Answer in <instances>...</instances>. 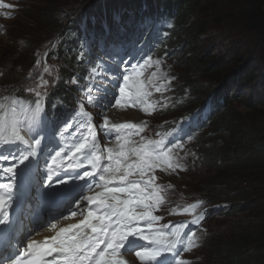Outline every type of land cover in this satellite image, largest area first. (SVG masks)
Wrapping results in <instances>:
<instances>
[{"label":"rangeland","instance_id":"374dc122","mask_svg":"<svg viewBox=\"0 0 264 264\" xmlns=\"http://www.w3.org/2000/svg\"><path fill=\"white\" fill-rule=\"evenodd\" d=\"M6 1L7 4L14 3V0ZM27 1L36 5L41 4V7L42 5H45V7L51 6L48 0H44L45 3L37 0H21L22 8L18 14L11 18H0V85L3 87H0V111L2 109L8 110V103L11 100L13 102V105H11L12 115L14 114L13 111L26 108V106L19 102L18 97L11 95L13 91H9L8 87L11 85L17 86L22 82L27 85L39 86L40 91L43 92L47 87L55 86L58 83V75L61 73V62L68 60V58H65L66 54L64 51L62 52L68 45V42L63 39L65 29L68 28L70 21L77 19L79 13L85 9H91L103 0H58L60 1L59 7L56 8L57 10L59 9L58 15L57 18L53 19H56L57 22L58 20L62 21V24H58L61 25V30L58 32L53 30L47 32L36 27L35 29L38 32H42V34L38 40L32 42L31 33L26 29L27 25H31V17L26 14L24 8ZM135 3L139 4V1ZM8 11L13 12L12 9ZM144 13L149 18L160 19L157 15L149 14L148 10ZM164 19H166L164 23H172L169 18ZM192 20L195 21L197 19L193 18ZM126 25L127 21L122 24V29ZM172 25L174 29H178L176 24L172 23ZM188 25L185 26L187 27ZM81 26L85 28L82 22ZM70 27L76 33L77 25L71 23ZM207 29V33L200 36L201 46L183 47L179 51L180 56L173 57L176 62L175 69L180 78L176 72L173 71L172 73L170 71L171 76H174L172 84L178 90L184 89L187 84L199 85L204 90L203 96L205 97L206 95L210 96L213 87L219 90L220 93L226 94L225 90L223 91L221 88L224 85L230 86L233 83L238 87L236 92L239 95L238 97L243 96L253 100L258 97H264V65L259 59L260 55L264 56V37L258 35V32L242 31L239 27L231 29L229 25L216 26L209 23ZM93 38V35H88L86 37L87 42L91 43ZM231 38L233 41H230ZM31 43L34 45H31ZM80 46L82 47L83 45L81 44ZM167 46L169 49L168 55L172 57L173 44L169 42ZM30 47H33L32 54L26 50ZM213 48L218 55L217 60L212 63L211 60L204 61L208 51L213 50ZM242 53L245 54L241 55ZM193 54L197 56L201 54V62L190 61L189 58ZM30 56H33V61H29ZM235 56H241L244 59V63L239 68H231L230 58ZM206 64L210 66L209 73H212V70L222 65L227 68L228 71L219 84L199 71L198 68ZM252 71H254L256 80L248 85L245 81V75L252 73ZM5 76L8 79L4 78ZM140 85L143 86L142 84ZM149 87L147 86V88ZM55 90L59 89L55 88ZM160 93L161 91L155 92L153 89L150 91L147 89L146 93H139L140 103L134 106L137 109L135 110L137 115L141 116V111L139 110L144 108L141 106L143 102L151 101L152 96H159ZM176 93L174 92L173 96L168 95L171 98L170 102H173L172 105L169 102V107L172 110L170 112L159 111V116L156 118L157 121L182 115V107L185 104L181 105L178 100L184 99V96L178 95L176 100ZM230 94L227 100H231V106H234L244 117L243 130L249 129L253 126V123H251V113L253 111L243 102L233 100L232 93ZM253 94H255L254 97ZM195 99L188 100L192 102ZM131 113L135 112L132 111ZM190 117L194 123H199L197 114H191ZM206 117L207 112H204L203 118L206 119ZM195 119H197L196 122ZM195 127L197 126L195 125ZM237 129L241 130V128ZM228 132L226 130L216 132L212 119L209 126L203 124L201 128H198L194 138L189 140L186 145L183 144L180 147L176 143L177 147L175 150L179 156L178 162L173 165V169H177L178 174L172 177H170V173L164 175V179L168 184V197H165L163 213L168 214L170 218L176 217L179 219L185 217L183 216L185 212L180 210L186 209L189 212L186 213L189 216L186 217L189 223L185 226L187 236H182L175 241L174 258L171 260L176 262L175 264H221L222 258L216 245L222 243L220 249L222 247L226 249L229 240L234 241L237 238L240 227L251 221L258 222L256 213L259 212V209H251L242 204L241 191L247 185L242 179L240 181L234 180L232 186L216 183L212 189H206L207 183L205 179L207 177L218 174L224 169H227L228 173L232 172V167L234 166L232 160L213 165L212 157L214 151L222 149L227 144V140L232 135ZM212 193L219 194L216 195V198H213ZM127 256L134 258L133 255ZM233 256L238 257V253L235 252Z\"/></svg>","mask_w":264,"mask_h":264},{"label":"trees","instance_id":"16d2710c","mask_svg":"<svg viewBox=\"0 0 264 264\" xmlns=\"http://www.w3.org/2000/svg\"><path fill=\"white\" fill-rule=\"evenodd\" d=\"M37 1L44 2V0ZM136 1H139V4L135 3ZM107 2L110 5L107 6L110 11L113 7L116 8L119 5L134 8L137 11L142 6L147 5L150 11L158 9L163 15L176 12L178 18L175 21L178 29L174 36L187 48L193 45H202L200 36L207 33L209 23L216 26L229 25L231 29L239 27L242 31L258 32V35L264 37V0H108ZM48 3L51 6L45 7V5H42L41 7V4L36 5L27 1L26 6H24L26 14L31 17V25H27L26 28L31 33V42L38 40L42 34V32L35 29L36 27L47 32L61 30V25L58 24H62V21L58 20L57 22L56 19H53L57 18L59 9L56 8L59 7L60 1L48 0ZM100 8L101 5L98 9L100 10ZM193 18L197 20L193 21ZM187 24L189 25L186 27ZM68 36L73 40L71 35L68 34ZM230 41H233V39L231 38ZM31 45L34 44L31 43ZM32 49L33 47H30L26 50L32 54ZM243 54L245 53L241 55ZM217 58L218 55L213 48V50L208 51L204 61L211 60L212 63ZM242 58L241 56L230 58L231 68H239L244 63ZM33 59V56H30L29 61H33ZM259 59L264 65V56L260 55ZM189 60L199 63L201 62V54L199 56L193 54ZM198 69L204 75L209 76L211 80L216 81L217 84L222 81L228 71L223 65L212 70V73H209L210 66L207 64L200 66ZM4 78L8 79L7 76ZM255 80L254 71L245 75L246 84L249 85ZM195 87L201 89L195 93L196 99L187 108H193L198 105L199 101L204 100L202 87L199 85ZM223 87H227L225 90L227 98L231 92L233 100L243 102L253 111L251 113L253 126L249 125L251 126L249 129L243 130L244 117L234 106H231V100L225 98L224 103L220 98L216 100L222 110L214 115V130L216 132L226 130L232 135L222 149L214 151L213 156L211 154L214 161L213 165L232 160L234 166L230 173L227 169H224L218 174L207 177L205 179L206 189H212L216 183L232 186L234 180L240 181L242 179L247 184L245 189L241 191L243 206L259 209V212L256 213L258 222L251 221L240 227L237 238L234 241L229 240L226 249L223 247L220 249L222 243L217 244L216 248L222 258L221 264H264V97H258L255 100L243 96L238 97L239 95L236 93L238 87L233 83L230 86L224 85ZM223 87L221 90L224 91ZM59 88L61 87H57V89ZM255 94H253V97ZM237 128H241V130L239 131ZM239 132L241 133L239 134ZM219 193H212L211 195L216 198ZM235 252L238 253V257L233 256Z\"/></svg>","mask_w":264,"mask_h":264},{"label":"snow or ice","instance_id":"6c2138e0","mask_svg":"<svg viewBox=\"0 0 264 264\" xmlns=\"http://www.w3.org/2000/svg\"><path fill=\"white\" fill-rule=\"evenodd\" d=\"M125 83L129 80V77L125 75L123 77ZM120 98L114 101V104L120 105L121 99H132L131 96L125 94V88H119ZM160 91V89H157ZM37 97L40 93L37 92ZM37 110L42 106V101L37 99L35 101ZM38 123V121H37ZM5 121L0 118V138H3L5 142H8V137L5 136L7 129ZM117 129L121 128H136L137 125L126 123L114 126ZM11 138L14 141H21L24 144H28L29 141L25 139L24 135L20 134L19 129L13 122L10 125ZM107 130V129H105ZM116 139H119L117 136ZM35 145H40V139H35ZM88 147L86 143H79L76 146L75 153L81 152V150ZM92 148H96L95 144L91 145ZM123 145L118 152V155L114 157L113 149H107L106 159L110 162L114 161V165L109 163L102 169L99 167L101 161V155H97L95 152L92 153L91 157L88 158L87 163L92 166V171H84V177H91L99 171L101 174L98 179L100 181L97 187L101 188L102 191L97 192L94 195H85L83 197L86 204L98 205L102 211L88 210L86 217L79 224H72L67 228L61 229L58 237H53V240L58 241L55 247H49L45 249L46 252H62L66 254L63 264H124L123 261L117 259L119 250L125 248V245H130L133 241L143 240L150 242L149 237L144 235V229L139 226L140 221H149L148 228L151 229V221L159 219L157 216L152 215L153 205L149 203V197L145 195V189L141 188L140 182H127L128 176L133 174V170H138L140 175H143L152 164L149 160L158 159V157H151L147 153L141 154L138 149H131L139 157L138 163H127V153L123 150ZM73 153V155H75ZM34 152H31L33 155ZM60 153H57L59 156ZM8 157H4L7 159ZM29 159V154L22 155L20 157V163L23 164ZM124 161L125 163H122ZM171 167V165H170ZM7 172L12 173L13 168L9 167L6 169ZM120 174L117 176V174ZM119 180L120 183H126V186H110L114 181ZM151 183V180L148 181ZM11 187L10 185L0 184V188ZM122 195L125 198H121ZM11 199V197H9ZM5 201L0 198V210L3 209ZM142 206L144 211L138 212L137 207ZM71 215L75 216L76 212L73 211ZM7 213L4 218L0 220V223L7 222ZM89 228L92 233L97 234L94 237H87L83 232L80 233L81 239H76L75 236H69L73 229ZM132 238L130 241L129 238ZM157 243L161 248L167 252H172L175 247V242H166L165 237L162 233L153 237V241ZM101 244L105 247L99 250ZM29 249H32V254L37 259H30L26 261V264H42V254L34 248L33 244L28 245ZM126 250H131L128 248ZM135 255L141 260L146 258L153 261L157 257L162 255V252L157 249L143 248V250L135 251ZM15 264H22L21 260L17 259Z\"/></svg>","mask_w":264,"mask_h":264},{"label":"bare ground","instance_id":"6f19581e","mask_svg":"<svg viewBox=\"0 0 264 264\" xmlns=\"http://www.w3.org/2000/svg\"><path fill=\"white\" fill-rule=\"evenodd\" d=\"M132 244V243H131Z\"/></svg>","mask_w":264,"mask_h":264}]
</instances>
